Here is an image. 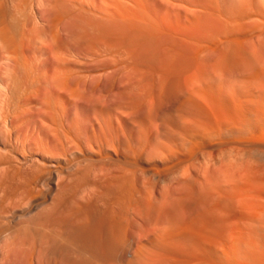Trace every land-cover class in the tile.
Returning <instances> with one entry per match:
<instances>
[{
  "label": "bare ground",
  "instance_id": "obj_1",
  "mask_svg": "<svg viewBox=\"0 0 264 264\" xmlns=\"http://www.w3.org/2000/svg\"><path fill=\"white\" fill-rule=\"evenodd\" d=\"M0 264H264V0H0Z\"/></svg>",
  "mask_w": 264,
  "mask_h": 264
}]
</instances>
